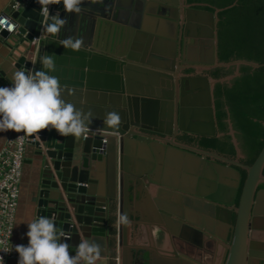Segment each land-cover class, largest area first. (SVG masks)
I'll list each match as a JSON object with an SVG mask.
<instances>
[{"label": "water", "instance_id": "water-1", "mask_svg": "<svg viewBox=\"0 0 264 264\" xmlns=\"http://www.w3.org/2000/svg\"><path fill=\"white\" fill-rule=\"evenodd\" d=\"M4 1L5 14L19 28L13 35L1 33L8 50L0 66L5 81L10 84L16 71L34 74L41 58L50 55L63 97L91 118L87 135L65 136L50 129L37 132L38 138L31 134L37 141L30 146L36 167L32 217H52L70 252L81 239L96 240L99 260L110 259L117 225L121 264H178L173 259L182 264H262L264 147L252 165L243 163L231 111L225 123L237 147L235 160L203 150L198 141L217 136L214 92L224 91L225 81L231 80L203 74L233 70L235 79L227 82L232 89L243 68L264 69V63L223 61L218 55L220 14L238 0L214 12L187 0H83L79 12L67 10L64 0ZM48 7L46 18L42 11ZM68 38L80 46L66 47ZM176 58L175 75L193 81L174 86V97L167 81L171 74H164L171 69L162 65H173ZM161 100L166 123L156 120ZM194 108L203 109L210 132L187 119ZM111 112L119 121L106 125ZM187 137H194L192 145ZM170 169L174 182L166 179ZM242 173L246 178L237 204ZM183 178L192 185H182ZM211 203L218 206L220 232L204 225L210 213L199 205ZM184 211L194 219L184 217Z\"/></svg>", "mask_w": 264, "mask_h": 264}, {"label": "clouds", "instance_id": "clouds-1", "mask_svg": "<svg viewBox=\"0 0 264 264\" xmlns=\"http://www.w3.org/2000/svg\"><path fill=\"white\" fill-rule=\"evenodd\" d=\"M82 2L64 0V5L69 11L79 12ZM56 23L60 25L62 21ZM80 43L71 38L64 41V45L71 48H78ZM40 63L41 69L34 74L16 71L9 85L0 86V132L23 130L31 134L50 129L65 136L85 133L91 118L63 97L60 82L53 75L54 58L44 56ZM118 121L119 115L111 112L104 122L115 125ZM22 223L27 224L29 242L15 246L18 264H96L101 255V245L94 239H81L70 252L52 217L34 216Z\"/></svg>", "mask_w": 264, "mask_h": 264}, {"label": "trees", "instance_id": "trees-1", "mask_svg": "<svg viewBox=\"0 0 264 264\" xmlns=\"http://www.w3.org/2000/svg\"><path fill=\"white\" fill-rule=\"evenodd\" d=\"M237 0H187L189 4H206L204 9H226ZM219 48L221 60L246 59L264 63V0H238L237 5L220 14ZM243 76L233 82V88L218 90L217 109L222 130H227V114L223 111L226 97L234 128L246 156L252 165L264 147V69L243 68Z\"/></svg>", "mask_w": 264, "mask_h": 264}, {"label": "built area", "instance_id": "built-area-1", "mask_svg": "<svg viewBox=\"0 0 264 264\" xmlns=\"http://www.w3.org/2000/svg\"><path fill=\"white\" fill-rule=\"evenodd\" d=\"M0 23L4 27H10L6 19ZM6 85L9 84L0 75V86ZM31 134L23 130L14 131L7 140L8 144L0 151V264L18 261V253L14 248L16 245H24L13 242V233L19 208L26 151L31 146V141L36 140ZM120 250L119 248L116 257L117 264H121Z\"/></svg>", "mask_w": 264, "mask_h": 264}, {"label": "crops", "instance_id": "crops-1", "mask_svg": "<svg viewBox=\"0 0 264 264\" xmlns=\"http://www.w3.org/2000/svg\"><path fill=\"white\" fill-rule=\"evenodd\" d=\"M7 7V3L4 0H0V17L5 16V10ZM158 46L160 44H157ZM164 49H166L165 45H162ZM8 55V50L4 46V41L1 39V32H0V66L4 63L6 56ZM195 97H198V94H195ZM201 95L206 96V92L203 89L201 91ZM167 102H170L171 100H166ZM163 100L161 101V106H160V112L159 115L156 113V120L157 122L160 121L161 123L167 122L168 118L166 117L165 119L162 118L163 112L162 110V104ZM168 106H165V109H167ZM164 109V108H163ZM203 109L201 110L195 109L193 110L192 113H189L188 119L190 122H198L201 123V129L203 131H209L210 125L206 126V122L203 121ZM166 115V113H165ZM164 115V116H165ZM170 120V119H169ZM169 122V121H168ZM14 130H7L6 132H0V149L3 148L7 142V140L12 136ZM34 141V140H33ZM36 141H34L35 143ZM35 151L33 147H28L26 151V156H25V163L23 167V176L21 180V192H20V200H19V208L17 212V219H16V224H15V229L13 233V242L16 243H21L24 245H27L29 242V239L26 235L28 228L26 223H22L23 221H28L32 219L34 211H35V203H34V191H35V175H36V167L33 165L32 161L35 160ZM167 180L175 181L171 174V169L167 172ZM182 185L185 187H190L192 184L187 178H183L181 181ZM157 191V190H156ZM155 191V192H156ZM151 201V199H149ZM148 203V200H147ZM117 220V219H116ZM117 224V223H116ZM117 225L116 229L114 231V249L113 252L110 256V259L108 260H99L97 259L96 264H117L116 261L113 260V258L117 257L118 255V245L116 241L117 237ZM121 252V250H120ZM9 264H18V261H10Z\"/></svg>", "mask_w": 264, "mask_h": 264}, {"label": "flooded vegetation", "instance_id": "flooded-vegetation-1", "mask_svg": "<svg viewBox=\"0 0 264 264\" xmlns=\"http://www.w3.org/2000/svg\"><path fill=\"white\" fill-rule=\"evenodd\" d=\"M187 4H189V3L187 2ZM219 44H220V40H219ZM218 55L220 56V48H219V51H218ZM231 61H233V59ZM214 73L213 74L212 73L211 74H203V76L208 77V78L213 77V78L219 79V80L226 79V78H231L230 81H225L226 83L224 84V88H225L224 91L230 89L229 83H227V82H231L232 80L235 79V78L233 79V75H234L233 70L228 69V68L227 69H225V68L222 69L221 68L220 71H219V74H214ZM216 94H217V88H216V90L214 92V101H215L214 103L216 105V111L218 112V109H217L218 98H217ZM220 100L223 101V103H224L223 104V111L226 112V114H227V117H226L225 121H227V120L229 121V119H231L230 116H229L230 115L229 114L230 108H229L228 104L226 103L225 97L221 98ZM232 125L234 126V124H232ZM218 130H219V132L217 133L216 137L203 138V139H199L198 140L200 142V144H202V146H204V147H201V148L203 150H209L212 153L218 154V155L226 157L228 159L235 160L237 158L238 152H237V147L234 144V137L230 134L231 133L230 125L228 124L227 125V130L223 131L222 128H221V124L219 122V129ZM234 136L238 140L237 131H236V134ZM192 138H194V137H192ZM192 138H190V137L185 138V141H187V144H189V145L193 144V140H191ZM238 143H239V148L241 149L242 154L245 157L244 160H243V163L247 164L246 163V156L243 153V150L241 148V143L239 142V140H238ZM245 178H246V174L242 173L241 188L239 190V194H238V197H237V200H236L237 204H238V200H239V197H240L241 189H242L243 183L245 181ZM262 188H264V186H261L259 189H262ZM199 206L201 208H203L204 210H207L210 213V216L208 217L207 222H204L205 227H207L208 229H214L215 231L217 229V231H218L220 229V223H218L219 219L217 217V208H218V206L215 203L206 204V206H203V205H199ZM169 208L172 211L181 214V212L177 208H175L173 205L172 206L170 205ZM183 215L186 218L194 219L191 216V214L190 213L188 214L186 211H184ZM195 217H198V216H195ZM195 220L199 222L198 219H195ZM205 223H207V224H205ZM219 232H220V230H219ZM261 237L264 240V232L261 235ZM170 241H172L173 248H175L176 242L173 241V239H171V238H170ZM167 247H168V245H167ZM263 248H264V245H263ZM261 255H262L261 260H263L262 264H264V249L262 250ZM160 256H161V254H160ZM173 262H177L178 264H182V262L180 263L179 260H175V259H173Z\"/></svg>", "mask_w": 264, "mask_h": 264}, {"label": "bare ground", "instance_id": "bare-ground-1", "mask_svg": "<svg viewBox=\"0 0 264 264\" xmlns=\"http://www.w3.org/2000/svg\"><path fill=\"white\" fill-rule=\"evenodd\" d=\"M56 13H58V12H56ZM42 14L47 18L48 16H49V14H50V8L48 7V8H44L43 9V11H42ZM3 19H6V20H8L9 21V24H10V27L8 28V27H4L3 26V24H1L0 23V32L2 33V32H7L9 35H13V34H16L17 32H18V26H17V24L15 23V21L11 18V17H9V16H7V15H5V16H1L0 17V21H2ZM40 42H41V40L40 39H36L35 40V43L36 44H38V46L40 45ZM162 49H164V47H161ZM167 49V48H166ZM165 49V50H166ZM174 64L172 65L171 64V62H169V65H166V64H164L163 63V67L164 68H169V70L170 71H168V72H164V74H171V76H170V78H166L167 79V81H169L170 82V84H171V86L173 87L172 88V92H173V96L175 97V95H176V87L174 88V86H176V85H178L181 81H183V80H185V82H187V81H193V78H190V77H184V76H177V75H175L176 74V65L180 62L179 61V58H176V60L174 59ZM155 63L156 64H159V61H156L155 60ZM160 64H162V63H160ZM187 64V63H186ZM174 68V69H173ZM0 75H1V77H2V79H4L3 78V76H2V73H1V70H0ZM5 80V79H4ZM175 82H177L176 84H175ZM175 84V85H174ZM178 91V94L180 95V91L179 90H177ZM114 94H116V95H118L119 97H121V95L120 94H118V93H114ZM96 100H97V102H99L100 100H101V98H100V93L99 94H97L96 96ZM180 97H182V96H180ZM162 101V100H161ZM160 101V102H161ZM160 106H161V104L160 105H158V108H157V110L158 109H160ZM208 107V106H207ZM195 109H198V108H194L193 110H195ZM209 109V108H208ZM193 110L191 111V110H188V112L189 113H192L193 112ZM160 112V111H159ZM189 113H187V119H188V117H189ZM206 116H209V112H207V114H206ZM203 121L204 122H206V125H207V123H208V121H207V119H205V117H204V114H203ZM210 125V124H209ZM214 126L216 127V123L214 124ZM86 133H87V131H85ZM91 132H93V133H96V134H104L105 136H107V134H110V133H104V132H100V131H97V130H94V131H91ZM207 132H210V131H207ZM85 133V134H86ZM89 133H90V131H89ZM35 137H37L38 138V133L36 132V133H32ZM37 142V141H36ZM35 142V143H36ZM31 143L32 144H34V141H31Z\"/></svg>", "mask_w": 264, "mask_h": 264}, {"label": "rangeland", "instance_id": "rangeland-1", "mask_svg": "<svg viewBox=\"0 0 264 264\" xmlns=\"http://www.w3.org/2000/svg\"><path fill=\"white\" fill-rule=\"evenodd\" d=\"M8 84H9V83H8ZM32 138H33V137H32ZM7 144H8V142H6L5 146H6ZM5 146H4V147H5ZM4 147H3V148H4ZM3 148H1L0 151L3 150ZM22 176H23V174H22ZM113 260L116 261V257L113 258Z\"/></svg>", "mask_w": 264, "mask_h": 264}]
</instances>
